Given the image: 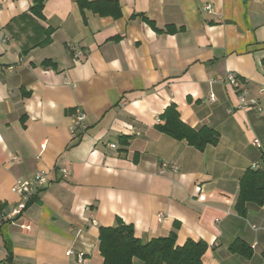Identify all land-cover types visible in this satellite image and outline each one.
<instances>
[{
    "label": "crops",
    "instance_id": "obj_1",
    "mask_svg": "<svg viewBox=\"0 0 264 264\" xmlns=\"http://www.w3.org/2000/svg\"><path fill=\"white\" fill-rule=\"evenodd\" d=\"M78 1L46 0L38 18L34 0H0V264H102L99 231L118 222L143 243L203 241V264H264V205L235 210L240 178L264 171V0H112L115 18ZM227 72L256 107L238 108ZM170 105L218 143L159 132ZM42 170L9 218L16 181Z\"/></svg>",
    "mask_w": 264,
    "mask_h": 264
},
{
    "label": "trees",
    "instance_id": "obj_2",
    "mask_svg": "<svg viewBox=\"0 0 264 264\" xmlns=\"http://www.w3.org/2000/svg\"><path fill=\"white\" fill-rule=\"evenodd\" d=\"M46 0H34L29 12L42 17V9ZM80 11H90L100 16L117 17L119 7L116 1L96 0L77 2ZM49 38L42 43H48ZM157 130L162 134L184 141L197 151L202 152L207 146H215L219 141V135L207 127L193 130L184 124L174 105L167 107L160 116ZM238 195L235 210L243 216L246 212V204L264 205V171L248 169L238 183ZM238 243L229 248L231 252H239L245 257L249 252L244 248L238 250ZM208 246L203 241L194 242L187 240L183 245H176V235L172 232L165 238H156L147 243L141 242L134 236L132 226L118 222L116 226L102 228L99 231L98 249L102 257V264H132L133 259L142 261V264H203L202 256Z\"/></svg>",
    "mask_w": 264,
    "mask_h": 264
},
{
    "label": "built area",
    "instance_id": "obj_3",
    "mask_svg": "<svg viewBox=\"0 0 264 264\" xmlns=\"http://www.w3.org/2000/svg\"><path fill=\"white\" fill-rule=\"evenodd\" d=\"M204 9L208 11L209 13L211 12V7L209 5H207ZM79 55L80 53L74 54L75 58H78ZM218 80L220 83L230 87L236 93L239 109H243V108L248 109V108L257 106L255 105V102L251 101L250 103H248L245 100L246 92L244 90V87H242L241 85V81L238 79L236 75H234L233 73L227 72L224 74V76L221 79H218ZM211 100H212V95H211ZM84 121H85V113H83L82 110L80 111V109L76 108L74 111V116L72 118V122L70 126L71 133L74 134V133L79 132L82 134V132L85 130ZM253 144L259 147V143L257 140H254ZM111 147L114 148L115 146L111 145ZM42 149H44L43 146H42ZM16 160H17L16 158H12L11 163L15 162ZM167 166L172 171H175L177 168L176 164L173 162L169 163ZM253 168H255V165L253 166ZM60 172L63 176L68 175V171L65 168H61ZM46 183H47V173L44 172L43 170L36 172L32 177L28 179L17 180L14 186L12 187V191L20 197V201L17 204V207H15L11 211L9 218H13V217L20 215L26 209L27 203L34 197L36 192L40 188H42ZM21 228L23 230L29 231L30 226L21 225Z\"/></svg>",
    "mask_w": 264,
    "mask_h": 264
}]
</instances>
